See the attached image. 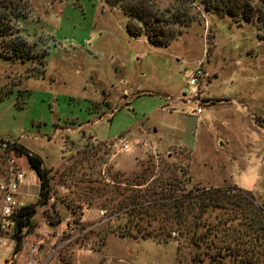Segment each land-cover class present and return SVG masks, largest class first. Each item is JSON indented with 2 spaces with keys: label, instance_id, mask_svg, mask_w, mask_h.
<instances>
[{
  "label": "rangeland",
  "instance_id": "obj_1",
  "mask_svg": "<svg viewBox=\"0 0 264 264\" xmlns=\"http://www.w3.org/2000/svg\"><path fill=\"white\" fill-rule=\"evenodd\" d=\"M247 1L249 20L201 0H151L189 16L160 45L128 33L126 15L101 0H12L10 37L29 56L0 55V139L47 170L39 193L16 152L20 198L33 211L15 264H264V6ZM198 64L196 94L181 97ZM116 136L137 143L118 151ZM165 177L182 192L214 187L231 201L179 225L163 220L160 239L140 237L136 226L157 219L133 224L115 206ZM13 243L0 239V264Z\"/></svg>",
  "mask_w": 264,
  "mask_h": 264
},
{
  "label": "trees",
  "instance_id": "obj_2",
  "mask_svg": "<svg viewBox=\"0 0 264 264\" xmlns=\"http://www.w3.org/2000/svg\"><path fill=\"white\" fill-rule=\"evenodd\" d=\"M109 7H117L126 15L125 28L132 35L142 32L146 39L152 44L166 45L169 40L174 37L175 30L170 26L171 23L178 22L186 24L188 22V14L184 8L176 9L168 13L165 10L159 12L153 7L151 0H101ZM183 0H180L182 2ZM205 7H214L219 11L230 16H238L242 20L252 18V8L247 0H201ZM264 6V0H258ZM12 0H0V38H4L3 45H0V55L8 57V55L24 59L29 56V50L24 47L23 43L17 38L10 37L9 17L16 16L14 10L18 8L11 4ZM220 5V6H219ZM257 15V14H256ZM135 21L136 24H131ZM4 52V53H3ZM8 53L6 55H2ZM13 149L19 154H23L28 166L34 171L39 178V193L45 192L47 189V170L42 166L40 158L26 152L20 144L14 141ZM156 184L149 192H141L134 194H125L120 204L117 203L116 209L125 214L127 220H133V224L139 219H145V223L157 219L158 224L155 228L145 229L136 226L140 237L159 238V233L163 231V220L173 221L175 224L185 222L189 218H195L205 210L207 206L220 207L225 201H231L223 190L218 188L197 189L194 192H182L177 188L178 182L174 177L158 178ZM156 187L158 190H154ZM147 194V196H146ZM149 195V198H148ZM246 199V198H244ZM249 203L250 200L246 199ZM252 206V205H251ZM195 207L197 211L192 212ZM252 209L258 215L262 213L255 206ZM33 209L27 205L21 211L22 220H18L19 227L28 223V216ZM179 225V224H178ZM187 229L188 227L185 226ZM188 230V229H187ZM167 232V231H166ZM13 250L16 251L19 245V237L13 234Z\"/></svg>",
  "mask_w": 264,
  "mask_h": 264
},
{
  "label": "built area",
  "instance_id": "obj_3",
  "mask_svg": "<svg viewBox=\"0 0 264 264\" xmlns=\"http://www.w3.org/2000/svg\"><path fill=\"white\" fill-rule=\"evenodd\" d=\"M200 68V64L195 65L185 77V85L191 88L189 91L187 88L180 89V96H190L196 94L198 86L197 81L203 75ZM168 98V97H167ZM193 113L200 112V106H195L192 109ZM131 143L130 140L124 139L121 136H116L111 139V145L118 151L126 152ZM13 140L0 139V153L9 154V158L5 157V164H3V173L0 175V239L7 238L13 239V234H16L19 238L22 235V231L25 225L19 227L18 220H22L23 216L20 214L23 208L27 206L20 198V188L23 180L22 171L15 165V160L20 157L16 155L13 149ZM14 240V239H13ZM28 251L33 253L34 247L28 246ZM18 250V249H17ZM16 250V251H17ZM16 251H12L7 259H4L3 264H15L14 258ZM25 264H39L34 263L32 260L26 261Z\"/></svg>",
  "mask_w": 264,
  "mask_h": 264
},
{
  "label": "crops",
  "instance_id": "obj_4",
  "mask_svg": "<svg viewBox=\"0 0 264 264\" xmlns=\"http://www.w3.org/2000/svg\"><path fill=\"white\" fill-rule=\"evenodd\" d=\"M96 210L98 211V209H96ZM99 212H100V211H98V212L96 213V216H95V217H98V215H100ZM82 215H83V212L81 213V218H80V219H83V218H82ZM24 264H25V263H24ZM39 264H40V263H39Z\"/></svg>",
  "mask_w": 264,
  "mask_h": 264
},
{
  "label": "water",
  "instance_id": "obj_5",
  "mask_svg": "<svg viewBox=\"0 0 264 264\" xmlns=\"http://www.w3.org/2000/svg\"><path fill=\"white\" fill-rule=\"evenodd\" d=\"M17 144H18V143H17ZM23 149H24L26 152H29V153H31V152H30V151H28L26 148H24V147H23Z\"/></svg>",
  "mask_w": 264,
  "mask_h": 264
}]
</instances>
